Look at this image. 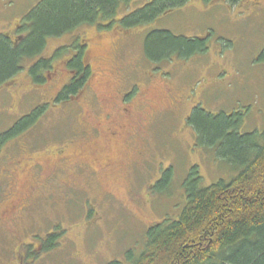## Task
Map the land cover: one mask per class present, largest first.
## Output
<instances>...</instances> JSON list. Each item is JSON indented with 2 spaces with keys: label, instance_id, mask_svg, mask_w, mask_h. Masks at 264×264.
Listing matches in <instances>:
<instances>
[{
  "label": "rangeland",
  "instance_id": "rangeland-1",
  "mask_svg": "<svg viewBox=\"0 0 264 264\" xmlns=\"http://www.w3.org/2000/svg\"><path fill=\"white\" fill-rule=\"evenodd\" d=\"M41 1L0 0V34L26 36ZM152 1L122 6L109 28L101 19L49 38L0 86V136L47 104L0 145V264H127L151 226L180 214L192 168L204 187L237 175L197 140L194 109L215 119L237 113L241 134L264 131V0H189L151 23H120ZM154 31L204 39L207 49L153 62L145 42ZM84 44V87L56 103L71 77L65 63ZM40 59L51 69L35 84L28 71Z\"/></svg>",
  "mask_w": 264,
  "mask_h": 264
},
{
  "label": "trees",
  "instance_id": "trees-1",
  "mask_svg": "<svg viewBox=\"0 0 264 264\" xmlns=\"http://www.w3.org/2000/svg\"><path fill=\"white\" fill-rule=\"evenodd\" d=\"M131 1L42 0L26 17L30 27L22 40L15 43L0 34V86L24 70L25 59L40 55L49 38L94 25L101 19L108 22L103 27L109 28L121 7ZM187 3L188 0H153L120 23L126 27L148 24ZM24 28L20 27L23 34ZM158 45L163 48L157 50ZM206 49L203 40L177 38L168 31L151 32L145 42V54L153 62L176 53L187 58ZM261 61L264 62V51ZM49 69L51 60L40 59L29 68L28 74L35 84H43L42 72ZM67 69L75 72V76L58 95L56 103L69 101L82 90L90 74L82 55L73 58ZM45 108L46 105L40 106L22 117L0 136V145L31 128ZM200 114L203 111L198 107L189 118L197 140L204 147L215 149L221 161L237 175L230 181L220 180L204 187L198 167L192 168L184 185L186 200L180 214L151 226L143 250L138 256L129 252L127 264H264V131L241 134L243 119L237 113L221 114L216 119L204 114L201 118ZM169 173L162 183L168 180ZM54 240H48L47 251L54 247Z\"/></svg>",
  "mask_w": 264,
  "mask_h": 264
},
{
  "label": "flooded vegetation",
  "instance_id": "flooded-vegetation-1",
  "mask_svg": "<svg viewBox=\"0 0 264 264\" xmlns=\"http://www.w3.org/2000/svg\"><path fill=\"white\" fill-rule=\"evenodd\" d=\"M188 1H189V0H188ZM21 35H22V34H21ZM24 37H25V36L23 35V36H19V37L16 36V38H14V39H13L12 37H10V38L16 43V42H18L19 40H22ZM202 40L204 41V39H202ZM80 47L83 48V50H85V47H87V45L84 44V45H81ZM80 47H79V48L77 47V49H75V47H74L75 51L73 52V55H72L71 58L68 59L67 62L65 63V64H66V67H67L68 63L71 62V60H72L73 58H76V57H78V56H80V55H82L83 63L86 64L87 67H89V65L86 63V61H84V57H83V56H85L86 51H81ZM34 63H35V62H34ZM34 63H33V64H34ZM33 64H32V65H33ZM32 65H31V66H32ZM67 70H68V69H67ZM44 71H46V72H48V73L50 72L49 70H44ZM44 71L42 72V77H43L44 80H45V76L43 75V73H45ZM68 72H69L70 75H71L70 80H69V81H68V82L62 87L60 93L63 91V89H64L66 86H69V85H70V83L72 82V79H73L74 76H75V75H74L75 72H71V71H69V70H68ZM83 87H84V86H83ZM82 89H83V88H82ZM60 93H59V94H60ZM78 93H80V91H79ZM78 93H77V94H78ZM59 94H58V95H59ZM58 95H57V97H58ZM57 97H56V98H57ZM55 100H56V99H55ZM46 105H47V104H46Z\"/></svg>",
  "mask_w": 264,
  "mask_h": 264
},
{
  "label": "bare ground",
  "instance_id": "bare-ground-1",
  "mask_svg": "<svg viewBox=\"0 0 264 264\" xmlns=\"http://www.w3.org/2000/svg\"><path fill=\"white\" fill-rule=\"evenodd\" d=\"M168 12V11H167Z\"/></svg>",
  "mask_w": 264,
  "mask_h": 264
}]
</instances>
